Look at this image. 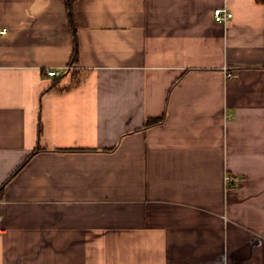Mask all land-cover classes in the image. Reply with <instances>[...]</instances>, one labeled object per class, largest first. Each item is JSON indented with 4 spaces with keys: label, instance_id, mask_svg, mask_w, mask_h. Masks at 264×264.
<instances>
[{
    "label": "crops",
    "instance_id": "crops-1",
    "mask_svg": "<svg viewBox=\"0 0 264 264\" xmlns=\"http://www.w3.org/2000/svg\"><path fill=\"white\" fill-rule=\"evenodd\" d=\"M0 29V264H264V0H0Z\"/></svg>",
    "mask_w": 264,
    "mask_h": 264
},
{
    "label": "built area",
    "instance_id": "built-area-1",
    "mask_svg": "<svg viewBox=\"0 0 264 264\" xmlns=\"http://www.w3.org/2000/svg\"><path fill=\"white\" fill-rule=\"evenodd\" d=\"M232 16V13L225 7H216L213 9V17L214 20L216 21H225L226 19L230 18ZM5 29H0V33H4ZM48 75L50 76H55L59 73V71L57 70H48L47 71ZM226 76L230 77L231 73L230 72H226ZM231 177L230 176H225V181L229 182L231 181Z\"/></svg>",
    "mask_w": 264,
    "mask_h": 264
},
{
    "label": "trees",
    "instance_id": "trees-1",
    "mask_svg": "<svg viewBox=\"0 0 264 264\" xmlns=\"http://www.w3.org/2000/svg\"><path fill=\"white\" fill-rule=\"evenodd\" d=\"M76 52H77V50H76V46H74V50H73V53H72V57H71V61H74V59L76 58ZM1 187H0V194H1Z\"/></svg>",
    "mask_w": 264,
    "mask_h": 264
}]
</instances>
